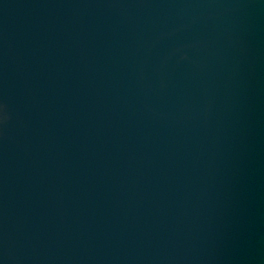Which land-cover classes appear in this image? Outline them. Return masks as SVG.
I'll list each match as a JSON object with an SVG mask.
<instances>
[{"label": "water", "instance_id": "1", "mask_svg": "<svg viewBox=\"0 0 264 264\" xmlns=\"http://www.w3.org/2000/svg\"><path fill=\"white\" fill-rule=\"evenodd\" d=\"M0 264H264V0H0Z\"/></svg>", "mask_w": 264, "mask_h": 264}]
</instances>
